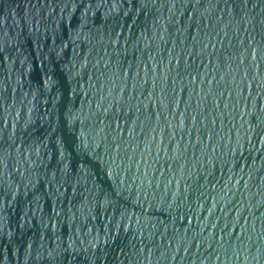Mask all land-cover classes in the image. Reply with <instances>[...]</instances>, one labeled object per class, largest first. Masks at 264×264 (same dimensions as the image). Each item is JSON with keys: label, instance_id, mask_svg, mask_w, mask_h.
<instances>
[{"label": "water", "instance_id": "1", "mask_svg": "<svg viewBox=\"0 0 264 264\" xmlns=\"http://www.w3.org/2000/svg\"><path fill=\"white\" fill-rule=\"evenodd\" d=\"M0 264H264V0H0Z\"/></svg>", "mask_w": 264, "mask_h": 264}]
</instances>
